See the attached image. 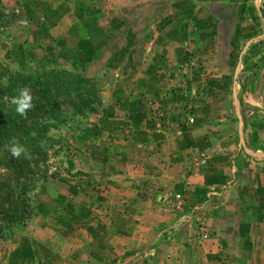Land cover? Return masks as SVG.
Segmentation results:
<instances>
[{
	"label": "crops",
	"instance_id": "0c3cea01",
	"mask_svg": "<svg viewBox=\"0 0 264 264\" xmlns=\"http://www.w3.org/2000/svg\"><path fill=\"white\" fill-rule=\"evenodd\" d=\"M12 1L23 22L3 43L70 49L118 77L114 116L40 198L53 226L28 232L17 264H264V0ZM175 193L198 206L196 260L162 201Z\"/></svg>",
	"mask_w": 264,
	"mask_h": 264
},
{
	"label": "rangeland",
	"instance_id": "374dc122",
	"mask_svg": "<svg viewBox=\"0 0 264 264\" xmlns=\"http://www.w3.org/2000/svg\"><path fill=\"white\" fill-rule=\"evenodd\" d=\"M14 4L15 2L13 3L12 0H9L7 3H4V5L2 3L0 7V13H4L3 21H1L2 23L0 24V40L2 41V43H0V65L5 67L11 74L19 71L42 69L51 70L54 75H58L57 77H62L71 81L78 79L86 80V83H80L83 85H79L80 89L77 91H80V95L76 97L68 95L65 100H68L69 104L65 105L66 107L61 104L59 107V121L61 124L59 123L57 131L52 132L54 143L46 150L43 166L47 169V178L45 181L41 182V187L38 188L39 194L37 193V195H35V200L39 201L45 194L54 191V183L57 180L68 179L69 176L79 173L75 168L77 165L82 164L83 153L92 147L93 142L96 141L100 132L105 128V120L113 117L115 114L108 106L110 102L109 99L112 98V92L109 90V86L112 85L113 81L117 80L118 77L112 74L114 71H107L104 64L99 61L89 64L86 68H82L77 64V68L74 69V67H71L69 64V56L58 58V53L53 51L55 49L45 43L37 47L28 43L20 51L16 44L11 42L3 43L7 34H3L4 31L2 27H7L5 30L6 32L14 33L17 31L16 26L19 25L18 23L23 22V19L21 20L18 14L14 13V10L17 8L16 5L14 8ZM20 27H23V32L29 29L28 23H22ZM128 47L130 48L131 46L127 45L126 48ZM42 58H44V60H42ZM115 68L116 66L112 67V69ZM69 72H75V74H69ZM73 84L72 88L74 86ZM89 89L95 93V100L97 101H91L88 96H85ZM77 99L88 104L87 107L91 110V113H88L87 109L86 111L83 110L81 114H77L72 110V107L77 109L78 106L81 105V103H78ZM89 103L91 104L89 105ZM183 112L186 113L184 110ZM62 122L65 123L62 124ZM0 172H3V170H0ZM63 192L66 193L65 191ZM178 195L180 196L178 201H174L175 195L170 198L167 196L165 201L162 198V201L171 205L175 211V218L173 217L170 221H172L173 228L178 231L175 237L180 239L181 243L179 244L190 247V251H187L184 256L193 257L196 260V258L198 259V242H202L203 239L207 237L204 232L203 234L200 233L202 232L200 228L203 229L204 227L202 225L203 223L197 220V204L187 207L186 211L183 209L181 210V204H179V202L182 201V198L180 194ZM46 201L48 200H45L44 204L47 203ZM39 212L40 210L38 213ZM59 216L62 221L61 223H63V214ZM51 219L52 216H48L46 220L40 219L39 216L32 219L27 231H25L26 234L23 236V238L25 237L24 241L26 242L29 231L31 232L38 228L52 227ZM12 246L13 245L10 243L0 246V264H17V262L14 263L13 260L18 257L15 255L14 257H9L10 255L8 254L9 251L14 250ZM173 253V251L168 254L164 253V255H166V257H164L167 260H174L176 259L175 255L178 254V251L175 252L176 254ZM172 263L176 264L173 261L170 264Z\"/></svg>",
	"mask_w": 264,
	"mask_h": 264
},
{
	"label": "trees",
	"instance_id": "16d2710c",
	"mask_svg": "<svg viewBox=\"0 0 264 264\" xmlns=\"http://www.w3.org/2000/svg\"><path fill=\"white\" fill-rule=\"evenodd\" d=\"M56 52L58 58L69 56V64L74 69L77 64L86 68L75 51L64 48ZM57 76L51 70L42 69L11 74L0 65V170H3L0 172V246L9 243L13 245L14 250L9 251L8 256L18 257L13 260L14 263L19 259V253L30 244V236L26 242L23 236L32 219L38 216L39 201L35 200V195L39 194L38 188L47 178V169L43 163L46 150L54 143L52 132L57 131L61 124L59 107L61 104H69L65 100L68 95H80V91H77L79 85L86 83V80L71 81ZM21 89L27 90L34 97V108L28 112L27 119L19 116L15 111L16 106L11 103V99ZM85 96L91 101H97L91 89ZM77 101L81 105L77 109L72 107V110L81 114L87 109L91 113L88 104ZM14 141L27 149L30 158H25L24 154L19 159L11 156L7 146Z\"/></svg>",
	"mask_w": 264,
	"mask_h": 264
},
{
	"label": "clouds",
	"instance_id": "9594fccd",
	"mask_svg": "<svg viewBox=\"0 0 264 264\" xmlns=\"http://www.w3.org/2000/svg\"><path fill=\"white\" fill-rule=\"evenodd\" d=\"M11 103L14 104L16 113L24 119H27L28 112L34 108L33 97L25 89H21L17 96L11 99ZM8 151L14 159H19L22 154L25 158H30V153L19 142H12L8 146Z\"/></svg>",
	"mask_w": 264,
	"mask_h": 264
},
{
	"label": "built area",
	"instance_id": "2783aa9c",
	"mask_svg": "<svg viewBox=\"0 0 264 264\" xmlns=\"http://www.w3.org/2000/svg\"><path fill=\"white\" fill-rule=\"evenodd\" d=\"M186 123L188 125H192L193 124V120L190 119V118H188V119H186ZM193 162H194V165L197 166V167H203L205 165L204 157H203V155L201 153H198L194 157ZM162 198H163L164 201L166 200V197L165 196H163ZM179 198H180V196L178 194H175L174 201H178ZM200 230L202 231L203 229L200 228Z\"/></svg>",
	"mask_w": 264,
	"mask_h": 264
}]
</instances>
